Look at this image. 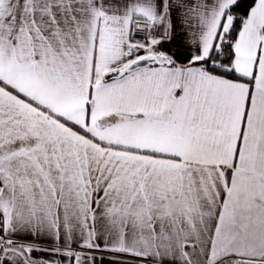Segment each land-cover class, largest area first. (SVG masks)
<instances>
[{"label": "snow or ice", "instance_id": "6c2138e0", "mask_svg": "<svg viewBox=\"0 0 264 264\" xmlns=\"http://www.w3.org/2000/svg\"><path fill=\"white\" fill-rule=\"evenodd\" d=\"M0 264H264V0H0Z\"/></svg>", "mask_w": 264, "mask_h": 264}]
</instances>
